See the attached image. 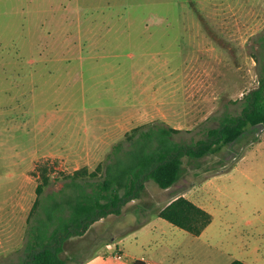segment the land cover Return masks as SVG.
Returning a JSON list of instances; mask_svg holds the SVG:
<instances>
[{
    "label": "rangeland",
    "instance_id": "rangeland-1",
    "mask_svg": "<svg viewBox=\"0 0 264 264\" xmlns=\"http://www.w3.org/2000/svg\"><path fill=\"white\" fill-rule=\"evenodd\" d=\"M263 37L264 0H0V264L25 259L41 168L57 191L147 125L194 144L258 86ZM240 142L184 157L168 189L147 181L120 215L65 243L67 264H228L225 240L246 218L264 222V167L238 163ZM176 196L211 214L201 234L158 217Z\"/></svg>",
    "mask_w": 264,
    "mask_h": 264
},
{
    "label": "trees",
    "instance_id": "trees-1",
    "mask_svg": "<svg viewBox=\"0 0 264 264\" xmlns=\"http://www.w3.org/2000/svg\"><path fill=\"white\" fill-rule=\"evenodd\" d=\"M262 42L264 46V37ZM256 125L264 126V74L258 86L244 95L239 114H223L219 125L205 129L204 137L192 145L174 141L178 129L147 125L128 132L125 142L114 145L107 160L93 170L82 167L64 175L57 191L45 192L51 177L41 168L36 198L27 218L25 259L20 264H67L62 256L65 243L83 236L95 222L120 215L127 202L141 195L147 181L161 189L172 187L184 157L197 159L214 153ZM158 217L195 236L212 220L210 213L184 196H177L163 207ZM133 264L144 263L136 260ZM229 264L245 263L233 260Z\"/></svg>",
    "mask_w": 264,
    "mask_h": 264
},
{
    "label": "crops",
    "instance_id": "crops-1",
    "mask_svg": "<svg viewBox=\"0 0 264 264\" xmlns=\"http://www.w3.org/2000/svg\"><path fill=\"white\" fill-rule=\"evenodd\" d=\"M252 134L254 133L246 131L239 138V142L242 141V151L238 163L244 164L246 167L251 164L264 167V132L258 138ZM245 175L247 180L252 181L249 172L248 174L245 173ZM262 223L264 222H260L258 218H246L243 223L244 227L239 230L238 239L233 240L230 235L228 241L225 240L224 251L231 259L230 262L239 260L245 264H264V243L262 244L264 236L259 235L256 228ZM111 246L112 244H108L107 248H111Z\"/></svg>",
    "mask_w": 264,
    "mask_h": 264
},
{
    "label": "built area",
    "instance_id": "built-area-1",
    "mask_svg": "<svg viewBox=\"0 0 264 264\" xmlns=\"http://www.w3.org/2000/svg\"><path fill=\"white\" fill-rule=\"evenodd\" d=\"M116 255H117V254H116ZM116 255H115V256H116Z\"/></svg>",
    "mask_w": 264,
    "mask_h": 264
}]
</instances>
